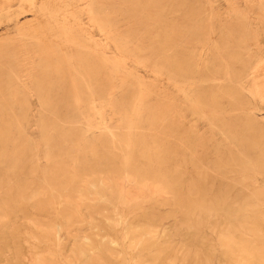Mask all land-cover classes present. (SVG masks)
Returning a JSON list of instances; mask_svg holds the SVG:
<instances>
[{
  "label": "rangeland",
  "instance_id": "obj_1",
  "mask_svg": "<svg viewBox=\"0 0 264 264\" xmlns=\"http://www.w3.org/2000/svg\"><path fill=\"white\" fill-rule=\"evenodd\" d=\"M0 264H264V0H0Z\"/></svg>",
  "mask_w": 264,
  "mask_h": 264
},
{
  "label": "bare ground",
  "instance_id": "obj_2",
  "mask_svg": "<svg viewBox=\"0 0 264 264\" xmlns=\"http://www.w3.org/2000/svg\"><path fill=\"white\" fill-rule=\"evenodd\" d=\"M177 75H180V72L177 71V74L175 76ZM144 152L146 155H148L147 151H144ZM131 162H132V154H131V148H130V149H127L123 153L122 165L120 167V170L124 173L123 177L118 179L116 177H112V176L110 177L108 175H103V176L97 177L95 180L89 183L87 182L88 186L92 189L91 194L100 199H103L102 192L107 191L108 193H111V194H117L119 201L122 203H126L132 200L133 198H136L137 200L136 203L140 205L141 203L145 201H150V200L152 201L153 199H155V196L162 197L168 193V191L166 190L167 188L166 180L160 171L150 168V171L153 174L149 175L148 177L145 175V171L149 170V168H146L144 165L131 166L132 164ZM106 170H109V168ZM221 208L222 207L217 202V209H221ZM227 235L229 236L228 233ZM244 252H246V250Z\"/></svg>",
  "mask_w": 264,
  "mask_h": 264
}]
</instances>
